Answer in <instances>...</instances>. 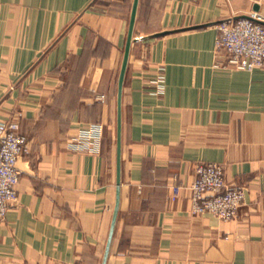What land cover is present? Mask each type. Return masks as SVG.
Listing matches in <instances>:
<instances>
[{
	"label": "crops",
	"instance_id": "1",
	"mask_svg": "<svg viewBox=\"0 0 264 264\" xmlns=\"http://www.w3.org/2000/svg\"><path fill=\"white\" fill-rule=\"evenodd\" d=\"M132 3L0 0V122L26 140L0 264H102ZM253 14L264 20V0H139L107 264H264V69L216 49L219 22ZM208 163L245 188L235 220L191 211Z\"/></svg>",
	"mask_w": 264,
	"mask_h": 264
},
{
	"label": "built area",
	"instance_id": "2",
	"mask_svg": "<svg viewBox=\"0 0 264 264\" xmlns=\"http://www.w3.org/2000/svg\"><path fill=\"white\" fill-rule=\"evenodd\" d=\"M259 21L264 20L253 14L217 24L216 49L226 56L228 65L247 72L264 69V25ZM25 145L19 123L0 122V220L18 203L16 187L21 177L18 161L26 150ZM190 189L192 213L211 215L222 222L235 220L245 199V188L229 184L224 167L217 163L197 166Z\"/></svg>",
	"mask_w": 264,
	"mask_h": 264
},
{
	"label": "water",
	"instance_id": "3",
	"mask_svg": "<svg viewBox=\"0 0 264 264\" xmlns=\"http://www.w3.org/2000/svg\"><path fill=\"white\" fill-rule=\"evenodd\" d=\"M139 0H133L131 14L128 25V32L126 38V44L123 53L122 64L120 68L119 78H118V90H117V130H116V200L115 206L112 216V221L110 225V230L107 238V243L104 251V256L102 260V264H107V259L110 252L111 243L113 240V235L115 231L119 204H120V184H121V127H122V92L123 85L125 80V75L127 71V66L129 62V56L131 51V46L136 39L134 38V28L136 22V15L138 9ZM262 25H264V21H259ZM164 33L156 34L155 37L162 36Z\"/></svg>",
	"mask_w": 264,
	"mask_h": 264
}]
</instances>
